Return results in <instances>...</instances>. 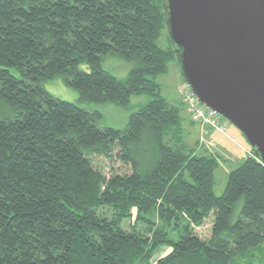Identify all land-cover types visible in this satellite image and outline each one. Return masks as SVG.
Instances as JSON below:
<instances>
[{
	"label": "trees",
	"instance_id": "1",
	"mask_svg": "<svg viewBox=\"0 0 264 264\" xmlns=\"http://www.w3.org/2000/svg\"><path fill=\"white\" fill-rule=\"evenodd\" d=\"M165 26L163 0H0V264H253L264 165L251 148L214 193L219 154L187 144L183 106L153 79L177 59L157 44ZM106 54L132 62L126 77ZM57 76L83 101L149 99L124 127L100 125L45 89ZM99 156L128 171L105 174Z\"/></svg>",
	"mask_w": 264,
	"mask_h": 264
},
{
	"label": "water",
	"instance_id": "2",
	"mask_svg": "<svg viewBox=\"0 0 264 264\" xmlns=\"http://www.w3.org/2000/svg\"><path fill=\"white\" fill-rule=\"evenodd\" d=\"M183 78L264 165V0H163Z\"/></svg>",
	"mask_w": 264,
	"mask_h": 264
},
{
	"label": "rangeland",
	"instance_id": "3",
	"mask_svg": "<svg viewBox=\"0 0 264 264\" xmlns=\"http://www.w3.org/2000/svg\"><path fill=\"white\" fill-rule=\"evenodd\" d=\"M157 44L165 49L171 46L172 41L166 26L160 32V35L157 39ZM101 63L103 68L109 70L118 78L126 77L130 68L132 67V62L130 60L115 54H106L102 57ZM82 67L88 69L86 65H83ZM153 79L159 84L161 94L170 103L180 104L183 106L181 109V120L182 125L185 128V140L187 144L192 147L194 139L197 137V126L191 123L194 121L191 119V115L188 114L186 109L187 103L185 101L182 89L187 91L188 86L183 78L182 71L176 57L170 59L167 62L165 71L156 74ZM43 85L45 89L61 99L75 102L79 106L90 111H99L102 114L101 118L99 119V124L116 128L124 127L127 123L130 113L149 99V95L147 94L133 95L131 96L128 104L124 106L111 102L83 101L79 99L78 91L72 86L66 84L59 76L45 80ZM220 118L223 120V122L220 120V124L225 127L224 132L220 133L218 130L209 135L207 132H200L198 128V139L199 137L206 138L205 140L209 144L208 146L220 156L219 165L214 171L213 191L215 194H221L223 192L229 171L239 165L247 156V154L251 152V146L240 130H238L236 126L230 123L223 116ZM190 120L192 121L190 122ZM198 125L200 126V124ZM202 128L203 130L208 129L207 127ZM204 143L205 142L198 141V148L201 147L203 149H198L197 151L210 152V149ZM205 146L207 148H205ZM215 152L211 151V153L214 154ZM94 163L100 166L105 174L111 173L112 170L116 172L128 171V167L123 165L118 160L110 161L99 156L95 157ZM132 212L133 215H135L134 208L132 209ZM124 226L127 227V222L124 224ZM196 231L202 237H207L210 233V219H207L202 226L197 227ZM169 250L170 245H161L154 251L153 258L167 253ZM248 257L251 259L253 264H264V243L251 249L248 252ZM134 264L143 263L135 262Z\"/></svg>",
	"mask_w": 264,
	"mask_h": 264
},
{
	"label": "built area",
	"instance_id": "4",
	"mask_svg": "<svg viewBox=\"0 0 264 264\" xmlns=\"http://www.w3.org/2000/svg\"><path fill=\"white\" fill-rule=\"evenodd\" d=\"M182 92L187 103L186 109L195 123L200 124L201 127L214 128L224 132L225 127L220 124L221 116L218 113L201 103L189 87L187 91L182 89ZM200 142H205V144L209 145L206 140H201Z\"/></svg>",
	"mask_w": 264,
	"mask_h": 264
},
{
	"label": "crops",
	"instance_id": "5",
	"mask_svg": "<svg viewBox=\"0 0 264 264\" xmlns=\"http://www.w3.org/2000/svg\"><path fill=\"white\" fill-rule=\"evenodd\" d=\"M189 114V113H188ZM221 120V122H223V120L222 119H220ZM190 122H191V120H190ZM192 124H194V125H196L197 126V137H195V139H194V142H193V145H192V147H194L196 150H201V149H203V148H201V147H199L198 148V141L200 142L201 140H205L206 138H200L199 137V139H198V128H199V130H200V132H202L203 133V131L204 132H207L209 135H211V134H213L215 131H218L217 129H214V128H208V129H206V130H203V128L202 127H200L197 123H195V122H191ZM226 125V124H225ZM199 126V127H198ZM227 128V127H226ZM185 129V128H184ZM218 132H220V131H218ZM221 133V132H220ZM234 134V133H233ZM201 139V140H200ZM205 144V143H204ZM206 146H208L207 144H205ZM205 146V148H207ZM208 148L210 149V152L212 151V152H215V151H213L209 146H208ZM223 150V149H222ZM216 153V152H215Z\"/></svg>",
	"mask_w": 264,
	"mask_h": 264
}]
</instances>
